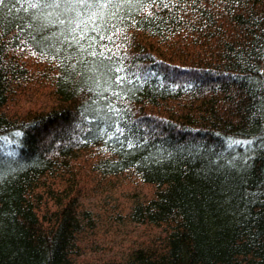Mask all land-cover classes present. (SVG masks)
Here are the masks:
<instances>
[{
	"label": "trees",
	"instance_id": "16d2710c",
	"mask_svg": "<svg viewBox=\"0 0 264 264\" xmlns=\"http://www.w3.org/2000/svg\"><path fill=\"white\" fill-rule=\"evenodd\" d=\"M0 264H264V0H0Z\"/></svg>",
	"mask_w": 264,
	"mask_h": 264
}]
</instances>
